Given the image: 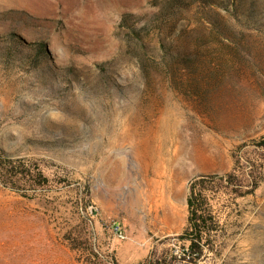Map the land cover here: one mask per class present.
Masks as SVG:
<instances>
[{"label":"rangeland","instance_id":"obj_1","mask_svg":"<svg viewBox=\"0 0 264 264\" xmlns=\"http://www.w3.org/2000/svg\"><path fill=\"white\" fill-rule=\"evenodd\" d=\"M0 152L48 177L0 180V264H81L71 230L120 264H264V0H0Z\"/></svg>","mask_w":264,"mask_h":264},{"label":"trees","instance_id":"obj_2","mask_svg":"<svg viewBox=\"0 0 264 264\" xmlns=\"http://www.w3.org/2000/svg\"><path fill=\"white\" fill-rule=\"evenodd\" d=\"M172 68L171 62L166 63ZM3 152H5L3 150ZM0 180L6 186L30 185L34 190L44 188L48 177L39 167L28 164L24 159L13 158L0 152ZM229 181L220 177L219 182ZM216 181L213 177L201 175L192 179L188 196L189 218L188 225L179 238L188 241L189 247L184 249L185 256L189 255L191 261H195L204 255L206 246L211 247L214 242L215 231L218 223L215 220L210 204L209 191L211 184ZM218 182V184H219ZM66 240L73 251L77 253V261L81 264H120L115 256L105 255L100 247L92 241L90 236L83 235L82 231L71 230L66 234ZM212 248V247H211ZM177 254L169 255L164 252L161 255L153 252L144 261L138 264H176Z\"/></svg>","mask_w":264,"mask_h":264}]
</instances>
